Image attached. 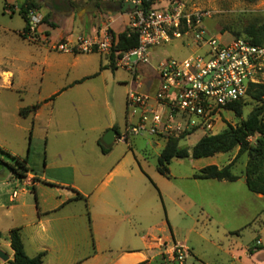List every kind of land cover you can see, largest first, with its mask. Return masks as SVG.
I'll return each mask as SVG.
<instances>
[{"label":"rangeland","instance_id":"1","mask_svg":"<svg viewBox=\"0 0 264 264\" xmlns=\"http://www.w3.org/2000/svg\"><path fill=\"white\" fill-rule=\"evenodd\" d=\"M79 1L82 0H73L76 10L82 6ZM167 1L159 0V3ZM180 1L189 11H209L204 19L205 28L210 34L220 35L223 41L230 39L233 31H242L250 23H264V0ZM12 6L4 4L2 8L0 0V149L20 158L27 157V172L38 178V191L54 194L55 187L42 177L69 184L73 180L76 185L86 189L89 184L98 182L125 152H133L135 157L127 156L129 163L124 166L133 168L132 183L145 196V208H137L135 212L126 210L117 216L121 219L118 229H129L130 240H133L136 248L143 247L139 236L149 234L167 238V246L174 242L188 246L190 252L188 249L186 264H264V196L259 198L246 186L243 174L247 154H243L235 163L233 161L232 172L241 173L235 181L200 180L193 178V174L207 164H227L233 159L237 147L209 157L173 158L168 165L169 178L158 173L155 167L157 155L167 138L155 142L147 134L131 135L126 141L117 139L110 156L100 154L95 138L109 121L115 120L119 124L117 127L123 129L124 113L127 117L124 97L126 83L115 81L109 72L99 71V59L104 61V54L101 56L96 52L80 56L72 71L68 56L59 58V54L50 48V40L44 37L48 30L42 25V14L36 39L23 38L21 29L24 20L16 10L12 13L8 11ZM125 9L128 10L123 5L122 11ZM52 18L50 14L49 22H53ZM40 31L44 35H39ZM77 32L80 29L75 24L73 33ZM191 52L180 40H174L156 47L150 60L151 64H156L163 58H180ZM117 68L120 78H132L127 71ZM109 69L114 72L112 68ZM90 71L98 74L69 85L71 76L90 74L87 73ZM141 74L139 70L137 82H140ZM36 103L39 108L34 115L22 117L19 114L21 108ZM256 105L257 101L246 99L241 118L235 117L231 111H221L220 117L217 116L214 122L211 120L205 131H196L182 138L179 145L189 148L203 134L217 133L227 124L239 123ZM253 140L254 137L251 138ZM0 157L4 162H12L1 150ZM66 165L72 167L73 171ZM87 177H91V183ZM21 188L25 189L21 197L33 205L32 208L25 207V212L30 215L35 205L33 188L11 176L9 168L2 165L0 204L13 191L20 193ZM86 201H74L61 212L69 215L68 222L65 221V243L53 245L44 257V264H70L75 258L87 256L95 248L99 249V260L118 252L117 246L124 239L123 233L118 230L115 235L100 230L98 235L95 234L98 240H93L94 211H87ZM40 205L43 208L42 198ZM20 208L7 213L8 208L0 207V232L3 235L0 249L9 255V259H12L11 248L4 236L13 228L19 229L27 255L32 256L37 250L28 238L32 230L29 231V227L22 230L14 227L16 222L22 220ZM257 239L261 241L262 250L249 258L246 252L249 253L250 248L254 250ZM260 254L263 256L259 257ZM164 263L178 264L172 261ZM0 264L9 263L0 259Z\"/></svg>","mask_w":264,"mask_h":264},{"label":"built area","instance_id":"2","mask_svg":"<svg viewBox=\"0 0 264 264\" xmlns=\"http://www.w3.org/2000/svg\"><path fill=\"white\" fill-rule=\"evenodd\" d=\"M126 5L128 28L137 34L136 46L118 50L117 37L106 28L96 34L77 33L51 42L50 48L64 53L99 52L113 64L139 78V66L148 64L151 51L180 40L191 53L167 57L157 65L158 82L153 93L133 88L126 93L127 122L118 139L147 134L157 139L188 131H205L226 104L247 96L250 85L264 84V44L255 45L243 37L225 41L207 32L204 19L209 11L187 10L180 0H112ZM19 11L14 5L11 13ZM27 29L22 33L36 39L42 17L36 8L28 10ZM40 35V33H39ZM256 244H261L259 239ZM184 244L173 243L172 261L183 264L188 254Z\"/></svg>","mask_w":264,"mask_h":264},{"label":"crops","instance_id":"3","mask_svg":"<svg viewBox=\"0 0 264 264\" xmlns=\"http://www.w3.org/2000/svg\"><path fill=\"white\" fill-rule=\"evenodd\" d=\"M23 0H2V8H4V4L11 5H19ZM38 3L37 11L43 16L48 14L52 15V20L55 23V26H50L48 22H43V26L48 30L47 35L43 34L40 31L41 35H44L45 38H48L50 42L58 41L59 39L74 35L77 33H87V34H96L100 32L102 29L106 28L109 30L114 36L117 37L118 33L122 32L126 27H128V14L125 9L122 11L123 4L118 1L112 0H82V6H80L76 10V6L73 3V0H68L69 7H58L54 6L53 2L56 0H33ZM44 2L48 3L47 5ZM42 3V5H41ZM127 8V7H126ZM41 15V16H42ZM24 20V19H23ZM78 21V23L76 22ZM25 23V21H24ZM77 25L80 29V32L73 33L74 25ZM25 25V24H24ZM24 27V26H23ZM22 27V29H23ZM21 29V30H22ZM49 49V48H48ZM50 50V49H49ZM53 50V49H52ZM55 51V50H54ZM156 51L154 48L151 54ZM59 54V58H62V55L68 56L67 59L69 62V67H72V71L74 70L77 62L80 60V56H85L87 53H64L56 51ZM99 53V52H96ZM103 56L102 53H99ZM159 62V61H158ZM151 64V60L148 64H141L139 66V70L141 71V80L140 82H133L132 78L127 80L126 77H119V73H117L118 68L116 66L110 67L108 66L109 60L104 55V61L99 59V71L101 73H110L112 78L115 81H124L126 83V90L124 92V97L129 89L133 88L135 90H139V92L151 94L154 92L157 82H158V73H157V65ZM101 63V64H100ZM104 66V68L100 69V66ZM109 68H112L114 72H110ZM96 71V70H92ZM87 72L90 74H80L73 75L70 77L69 85L80 83L84 79L88 78L90 75L95 76L98 72ZM126 71V70H125ZM128 72V71H127ZM94 73V74H91ZM108 73V74H109ZM117 73V74H116ZM130 74V72H128ZM131 75V74H130ZM61 88V90H63ZM59 90L58 92H60ZM56 92V94L58 93ZM125 100V99H124ZM125 109V107H124ZM38 110V109H37ZM36 110V111H37ZM36 113V112H35ZM30 113V114H35ZM124 126L123 129L120 130L116 124L115 120L111 119L107 126L99 132V136L95 138V141L98 145V141L105 147H110L106 153H101L104 156H110L114 151V144L116 143L119 136L123 133L124 127L126 125L128 117H126V113H124ZM114 128L117 132L116 137L112 144L104 145L102 142V136L106 130ZM154 138V137H153ZM155 142L159 141V139L154 138ZM120 140V139H118ZM128 140V139H127ZM130 149V148H129ZM100 150V148H99ZM132 155L135 157L134 153L125 152L122 158L118 159L115 164L111 165L107 172H105L101 179L98 180L95 184H89L88 188L84 189L78 185H76L73 180L69 184L68 182H64L61 180H57L55 178L42 177L41 179L45 182L50 183L55 187L54 194L53 193H44L43 191H38V178L33 173L27 172L26 176L21 179L22 183L27 187L30 186L33 188L32 193L35 197V205L33 208L32 214L26 213V208H32V204H28L26 199L21 197L25 192V189L21 188L20 193H16L13 191L11 194L5 199H2L0 207L8 208L6 210L9 213L12 209L22 207L21 209V218L20 222H16L14 227H19L20 230L25 227H29L28 238L30 239V243L36 246V254L38 252L44 251V255L42 257V264H44V257L46 256L48 250L54 245H64L63 242L66 239V226L65 221L68 222L69 215L67 213H62L67 206L71 205L74 201L65 202L67 199L74 196L73 189L77 190L84 196H86V204L88 212L94 211L92 214L93 222H92V232H93V240H98V237H95V234L98 235L100 230H103L105 233L116 234V231L123 233L122 239H124L118 244V252L114 255L109 256V258H104V256L99 260L98 252L99 249L95 248L93 252L84 256L82 258H75L72 260L70 264H135L138 262L145 261L146 264H165L164 262L172 261L171 255V247L167 246V238H163L162 236H150L149 234H142L139 236L142 242V248H136L131 238V233L129 229L119 228L118 224L121 219L118 218L117 215L129 211L135 212L137 208L144 209L145 208V196L142 195L141 190L135 187L132 183L134 177L132 176L133 168L124 166L125 163H129L127 160V156ZM123 165V167H121ZM130 165V164H129ZM66 168L70 166L66 165ZM73 171V168L70 167ZM201 168V167H200ZM12 176V175H11ZM88 180L91 181V177H87ZM20 180V179H19ZM207 180V179H200ZM143 192V191H142ZM16 193V194H15ZM259 198L263 197V195L256 193ZM50 196H54L53 198H49ZM42 198L43 208L40 205V199ZM37 200V201H36ZM12 204H11V203ZM37 202V204H36ZM4 203L6 204L4 206ZM39 204V205H38ZM89 206V207H88ZM28 208V209H29ZM90 209V210H89ZM92 209V211H91ZM39 211V212H38ZM61 214V215H60ZM125 219V217H123ZM53 222V224L51 223ZM22 232V231H21ZM138 233V232H137ZM135 233V234H137ZM2 239L3 235L0 232ZM7 239V234L4 236ZM49 241V242H48ZM65 243V242H64ZM180 243V242H174ZM24 244V243H23ZM182 244V243H180ZM98 245V244H97ZM188 247V246H187ZM189 252H190V248ZM262 250V249H261ZM261 250H257L254 253L249 254L253 257L256 253ZM111 251V249H109ZM12 255V250H11ZM35 255V254H34ZM33 256V255H32ZM234 255H232V258ZM263 255H259L262 257ZM12 258V256H11ZM257 258V257H256ZM157 260V262L155 261ZM7 262V261H6ZM174 262V261H172ZM250 262H253L250 259ZM264 262V260L262 261ZM183 264H186L185 261Z\"/></svg>","mask_w":264,"mask_h":264},{"label":"trees","instance_id":"4","mask_svg":"<svg viewBox=\"0 0 264 264\" xmlns=\"http://www.w3.org/2000/svg\"><path fill=\"white\" fill-rule=\"evenodd\" d=\"M254 2L256 0H247ZM38 3L33 0H23L19 6L18 13L24 19L25 25L22 31L27 29L28 24V10L30 8H37ZM43 20L48 22L50 26H55L54 22H49V15L43 16ZM232 37H243L248 39L252 44L263 45L264 44V23H250L243 28L242 31H233ZM23 38L25 35L22 33ZM138 43L137 34L130 32L126 27L122 32L117 35V43L115 48L118 50H125L136 46ZM113 55L109 58L108 66L114 67ZM104 66H100V69ZM252 99L258 102V105L253 107L245 118L241 119L239 123L232 125L227 124L226 127L217 133L203 134L198 140L191 146H180L179 142L182 138L189 136L194 131H188L186 133H180L179 135L168 136L163 147L157 155L156 159V171L161 175L169 178L168 165L173 158H186L191 156L192 158H202L213 156L216 153L229 152L235 147L237 151L233 156V159L223 166L216 164H207L199 168L194 174L195 179H216L235 181L240 177L241 173L235 174L232 172L234 168L233 161L239 159L243 154H247L248 158L245 163L244 180L249 191L258 193L264 196V84L250 85L247 91V96L235 100L226 104L225 109L231 111L235 117L241 118L243 105L246 99ZM39 108V104L36 103L31 106L23 107L19 110V114L22 117H26L28 114L35 113ZM254 140L251 141V138ZM98 145L102 153H106L110 147L103 146L99 141ZM7 156L12 159V162H4L0 157L2 165H6L13 177L23 179L27 171V157L20 158L11 155L9 152L0 149ZM155 186V185H154ZM156 188V187H155ZM74 196L67 199L65 202L86 199V196L73 189ZM1 237V234H0ZM9 246L12 250V259L7 260L9 264H42V257L44 251L38 252L33 256L26 254L24 245L20 236L18 228H13L7 235ZM262 246L257 245L255 242L254 250L248 249L250 254L257 250H260ZM135 264H146L145 261Z\"/></svg>","mask_w":264,"mask_h":264},{"label":"water","instance_id":"5","mask_svg":"<svg viewBox=\"0 0 264 264\" xmlns=\"http://www.w3.org/2000/svg\"><path fill=\"white\" fill-rule=\"evenodd\" d=\"M116 130L114 128H110L108 130L105 131V133L102 136V142L104 145H110L112 144V142L114 141L115 137H116ZM2 167V163L0 162V168ZM0 259L7 261L9 260V255L4 252L2 249H0Z\"/></svg>","mask_w":264,"mask_h":264},{"label":"flooded vegetation","instance_id":"6","mask_svg":"<svg viewBox=\"0 0 264 264\" xmlns=\"http://www.w3.org/2000/svg\"><path fill=\"white\" fill-rule=\"evenodd\" d=\"M45 5H47L48 3L44 2ZM54 6H58V7H69V2L68 0H56V2H53Z\"/></svg>","mask_w":264,"mask_h":264}]
</instances>
